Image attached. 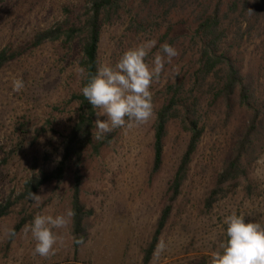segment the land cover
<instances>
[{
    "label": "rangeland",
    "instance_id": "rangeland-1",
    "mask_svg": "<svg viewBox=\"0 0 264 264\" xmlns=\"http://www.w3.org/2000/svg\"><path fill=\"white\" fill-rule=\"evenodd\" d=\"M142 1L125 0L122 19L105 25L100 50L102 64L115 65L127 49L146 39L158 41L153 53L160 44L168 42L180 55L173 64L165 65L160 79L151 86L153 118L139 128L114 130L118 131L117 137L100 156L93 155L90 149L85 154L81 199L91 212L86 221L87 243L76 251L73 220L66 229L56 230L65 242L47 259L33 255L35 242L30 234L25 237L22 231L13 242L5 236V230L14 229L23 218L29 224L37 213L55 216L72 208V168L62 184L51 183L39 192L43 196L39 207L33 201L26 202L0 221V264H144V250L167 206L170 184L190 141V134L180 122L172 123L163 169L154 174L156 112L164 104L167 84L193 70L198 62L199 49L191 40L193 21L205 11L211 13L219 0H187L183 6L173 8L167 19L154 13L152 17L158 23L149 32L139 29ZM236 1H223V25L243 37L238 56L244 62L245 74L253 80L257 98L264 101V14L252 2L244 6L246 0L229 10ZM91 2L0 0V53L5 49L28 48L38 33L59 22L78 23L86 16ZM167 33L169 37L165 39ZM82 58L79 40L72 44L47 43L28 49L0 72V202L19 195L31 177L55 169L61 160L64 136L77 119V108L69 101L81 85L83 76L78 69ZM17 77H22L26 84L19 93L13 92L11 86ZM210 104V99L204 103L208 110L203 119L205 134L189 180L161 238L168 247L162 254L156 251L150 264H210L212 253L219 251L226 239L224 219L233 212L243 214L246 221L264 225V151L252 165L248 179L216 185L225 160L248 125L249 112L237 108L228 118L223 106L209 107ZM25 119L33 125L26 152L4 163L18 142L15 128Z\"/></svg>",
    "mask_w": 264,
    "mask_h": 264
},
{
    "label": "trees",
    "instance_id": "trees-1",
    "mask_svg": "<svg viewBox=\"0 0 264 264\" xmlns=\"http://www.w3.org/2000/svg\"><path fill=\"white\" fill-rule=\"evenodd\" d=\"M125 0H92L86 16L78 23L72 21L59 22L54 27L38 33L24 50L11 51L5 49L0 53V72L12 61L21 57L28 49H36L47 43L63 41L72 44L79 40L82 45V62L80 68L85 69L79 90L72 93L69 104L77 108V119L71 130L64 136L62 157L55 169L35 174L25 184L24 190L13 194L5 202H0V221L9 217L20 205L31 202L28 199L29 191L39 194L47 185L62 184L69 171L74 169V188L72 209L75 210L73 220V237H83V244L74 243L76 251L88 241L86 221L91 212L82 202L83 162L88 149L93 155L100 156L118 135L113 131L103 140L93 138L94 123L97 116L91 105L81 93V88L96 73L97 67L102 64L100 54L101 40L105 25L113 24L122 19L125 9ZM224 0H219L211 13L201 14L191 26V40L199 49V59L193 70L178 76L175 82L166 86L165 101L156 112L153 139V168L154 174L160 173L164 166L166 140L170 125L180 122L185 131L190 134L187 150L181 158L174 178L168 191L167 206L159 218L150 243L144 250V264H150L156 253L157 243L168 227L174 206L182 196L186 183L189 180L192 163L205 134L204 103L211 100L209 107L219 104L225 108L227 116L233 114L237 108L247 109L249 112L248 125L238 137L231 155L225 160L222 172L216 178V185L248 179L252 165L264 151V101L260 100L253 80L244 72V62L238 56V48L242 36L240 32L233 33L224 27L222 6ZM244 6L252 2L255 9L264 14V0H246ZM187 0H143L138 17H143L139 25L140 31L149 32L158 23L153 14H161L167 19L173 8L185 4ZM241 0L229 6V10L238 8ZM176 9V8H175ZM228 15V12H225ZM146 15V16H145ZM168 33L164 38H168ZM163 38V39H164ZM18 142L9 153V159L26 152L27 142L33 132L30 120L19 122L15 128ZM213 198L208 200L212 203ZM28 219L23 218L14 228L16 235L10 238L13 242L27 225Z\"/></svg>",
    "mask_w": 264,
    "mask_h": 264
},
{
    "label": "clouds",
    "instance_id": "clouds-1",
    "mask_svg": "<svg viewBox=\"0 0 264 264\" xmlns=\"http://www.w3.org/2000/svg\"><path fill=\"white\" fill-rule=\"evenodd\" d=\"M252 12L251 9L248 10ZM158 41L146 39L135 47L127 49L115 65L101 64L96 73L81 88V93L91 105L97 119L94 123L93 138L103 140L116 129L129 131L147 124L154 116L153 93L151 86L158 81L165 65L173 64L180 51L168 42L159 45ZM81 76L85 69L79 68ZM13 92H22L26 84L22 77L13 78ZM99 117H106L101 120ZM43 191V189H42ZM28 199L36 207L43 203V196L31 191ZM75 210L68 208L58 215L37 213L33 220L25 225V237L35 242L33 255L50 258L56 254L57 246L64 244L63 235L56 230L68 227L75 217ZM226 239L220 244V250L214 251L210 264H264V225L246 221L243 214L233 212L224 219ZM16 232L12 228L5 230V236L12 238ZM76 244H83V237L75 238ZM168 245L162 239L157 243V254L166 251Z\"/></svg>",
    "mask_w": 264,
    "mask_h": 264
}]
</instances>
